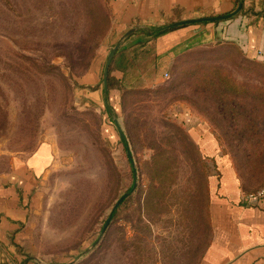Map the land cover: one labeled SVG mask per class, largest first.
Returning a JSON list of instances; mask_svg holds the SVG:
<instances>
[{
    "label": "rangeland",
    "instance_id": "rangeland-1",
    "mask_svg": "<svg viewBox=\"0 0 264 264\" xmlns=\"http://www.w3.org/2000/svg\"><path fill=\"white\" fill-rule=\"evenodd\" d=\"M110 15L109 0H0V152L54 147L26 250L36 264H196L211 232L212 135L245 185H264V43L187 46L168 78L107 92V111L102 97L94 103L82 91L97 55L103 85L116 44ZM213 67L249 96L204 89Z\"/></svg>",
    "mask_w": 264,
    "mask_h": 264
},
{
    "label": "crops",
    "instance_id": "crops-1",
    "mask_svg": "<svg viewBox=\"0 0 264 264\" xmlns=\"http://www.w3.org/2000/svg\"><path fill=\"white\" fill-rule=\"evenodd\" d=\"M237 4L238 0H109L111 36L116 39L115 43L134 29L122 40L119 51L111 59L112 75L124 86L145 85L157 77L163 78L164 72L169 74L173 58L187 46L264 43L263 18L256 19L246 11L216 22L179 26L156 38L136 33L140 28L168 22L176 8L182 19H188L226 14ZM243 6L264 11V0H243ZM100 68L101 56L97 55L84 81L93 89L82 91L87 100L94 103L100 97L103 99ZM115 93L111 89L109 98ZM211 138L217 144L212 149L215 170L208 176L207 210L211 232L196 264H264V198L254 201L245 198L262 185H245L233 161L219 153L216 138L213 135ZM210 143L208 139L204 144ZM53 155L54 147L48 141L40 142L28 153L0 152V264H36V259L26 250L28 217L38 179L43 178Z\"/></svg>",
    "mask_w": 264,
    "mask_h": 264
},
{
    "label": "trees",
    "instance_id": "trees-1",
    "mask_svg": "<svg viewBox=\"0 0 264 264\" xmlns=\"http://www.w3.org/2000/svg\"><path fill=\"white\" fill-rule=\"evenodd\" d=\"M239 1L242 2V6H241V9L239 10V12L236 13L235 15L240 14V13H244L246 11V12H250L251 14H254L255 15L254 17L256 19L259 17H262L264 20V11L263 10L254 11L253 8L245 9L243 6V0H238V2ZM173 15H174L173 18H171L168 22H166L164 24L150 25L147 27H143V28L138 29L136 33L141 34L146 38H156V37L168 32L172 29H175L176 27H179V26H168V25L182 20V17H180V10L177 8L174 9ZM211 16H214V15H211ZM110 19H111V15H110ZM184 25H186V24H184ZM180 26H183V25H180ZM119 49L117 50V52L119 51ZM211 71H212L211 73H206V75L202 78V82H201L202 85L201 86L204 89L213 87L212 90H223V91H225V93L229 94L230 96H236V97L240 96V97H242V99L249 96L250 91L248 90V88L246 89L244 85L236 82L234 79L229 77L228 74L226 72H224L222 68L213 67V69ZM119 83H120V79L117 78L116 76L112 75L111 66H110L108 69V75H107V92L109 93V91L111 89L117 87ZM80 86H83V85H80ZM90 89H93V88L90 87ZM110 110L113 111L111 108V105H110ZM106 114H107V117H109L110 114L107 112H106ZM119 140L127 152V150H129V149L127 147L126 137L120 136ZM127 156H128L129 164L131 165V172L133 175L135 173L134 168H132L133 164L131 163L133 161V159L131 160L129 158L128 153H127ZM130 156H131V153H130ZM213 162L215 164L214 158H213ZM135 185H136L135 182H133L130 185L128 192L126 193V196L123 198V200L120 202V204L115 209L112 210V217L115 215L117 209L120 207V205H122V203L125 201L127 196L131 193L130 191L133 188H135ZM112 217H111V219H112Z\"/></svg>",
    "mask_w": 264,
    "mask_h": 264
},
{
    "label": "water",
    "instance_id": "water-1",
    "mask_svg": "<svg viewBox=\"0 0 264 264\" xmlns=\"http://www.w3.org/2000/svg\"><path fill=\"white\" fill-rule=\"evenodd\" d=\"M241 6H242V2L239 1L237 4V7L232 12H229L226 14H221V15L200 17V18L182 19L180 21L169 24L168 26H180V25H184V24L201 23V22H206V21H217V20L227 19V18H230L235 13L239 12V10L241 9ZM133 31H134V29L129 30L126 33H124L122 38L110 49V51L108 52V54L106 56V60H105L104 68H103L102 83H103V101H104V104L106 106L107 111H110L108 101H107V75H108V69L110 67L111 59H112L113 55L116 53V51L119 49L122 40L126 36L130 35ZM117 127H118V132H119L120 136H124L120 127L118 125H117ZM127 153L129 155V158L132 160V157L130 156L129 150H127ZM131 163L133 164V161ZM125 196H126V193H124L117 200V202L114 204L112 210L115 209L120 204V202L123 200V198ZM112 210H111L110 214L108 215L106 221L104 222V224L101 228V232H100L98 239L92 245H95L97 243V241L99 240V238L101 237V235L104 233V231H105V229H106V227H107V225H108V223L112 217Z\"/></svg>",
    "mask_w": 264,
    "mask_h": 264
},
{
    "label": "built area",
    "instance_id": "built-area-1",
    "mask_svg": "<svg viewBox=\"0 0 264 264\" xmlns=\"http://www.w3.org/2000/svg\"><path fill=\"white\" fill-rule=\"evenodd\" d=\"M163 76L168 78L169 74L167 72H164ZM246 200L248 201H254L260 198H264V185L260 188H258L255 191L249 192L245 195Z\"/></svg>",
    "mask_w": 264,
    "mask_h": 264
}]
</instances>
